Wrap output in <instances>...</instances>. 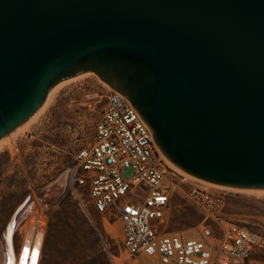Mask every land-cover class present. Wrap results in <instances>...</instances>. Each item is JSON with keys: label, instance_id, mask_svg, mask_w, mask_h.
<instances>
[{"label": "water", "instance_id": "1", "mask_svg": "<svg viewBox=\"0 0 264 264\" xmlns=\"http://www.w3.org/2000/svg\"><path fill=\"white\" fill-rule=\"evenodd\" d=\"M86 71L187 173L264 189V0H0V138Z\"/></svg>", "mask_w": 264, "mask_h": 264}, {"label": "built area", "instance_id": "2", "mask_svg": "<svg viewBox=\"0 0 264 264\" xmlns=\"http://www.w3.org/2000/svg\"><path fill=\"white\" fill-rule=\"evenodd\" d=\"M183 174L167 163L152 129L128 97L112 88L93 141L74 155L67 186L81 206L79 187L87 186L103 220L120 221L123 245L131 256L148 257L158 264L261 261L257 254L264 253V224L257 229L229 217L224 193L202 186L185 188ZM177 195L203 216L196 237H188L185 230L165 231L167 211ZM42 217L38 212L30 229L32 254L37 244L43 251ZM41 258L39 253L37 264Z\"/></svg>", "mask_w": 264, "mask_h": 264}, {"label": "rangeland", "instance_id": "3", "mask_svg": "<svg viewBox=\"0 0 264 264\" xmlns=\"http://www.w3.org/2000/svg\"><path fill=\"white\" fill-rule=\"evenodd\" d=\"M111 89L96 74L70 83L40 114L31 130L16 140L15 151L6 149L0 153V240L3 226L19 200L29 195L33 200L36 197V213L46 219L40 264H158L148 257L129 255L122 241V224L103 220L91 202L87 186L79 187L82 206L67 186L74 155L93 141L96 122ZM65 173L64 191L46 199V188ZM183 175L185 188L202 186L224 193L229 217L261 229L264 195L218 187ZM29 217L31 214L17 227V247ZM202 219L194 206L177 195L167 211L165 231L185 230L188 237H196ZM257 256L261 261L246 264H264V253Z\"/></svg>", "mask_w": 264, "mask_h": 264}, {"label": "bare ground", "instance_id": "4", "mask_svg": "<svg viewBox=\"0 0 264 264\" xmlns=\"http://www.w3.org/2000/svg\"><path fill=\"white\" fill-rule=\"evenodd\" d=\"M95 75L96 73L94 71H86L83 73H80L78 75L66 78L53 86H51L40 104V106L36 109V111L22 124L17 126L14 130H12L10 133L5 135L4 137L0 138V153L5 151L6 149H10L12 152L15 151V143L16 140L20 137L24 136L27 132H29L33 126V124L36 122L40 114L46 109V107L55 99V97L58 95V93L67 85H69L72 82L81 80L87 76ZM97 75V74H96ZM98 76V75H97ZM99 77V76H98ZM167 161L176 169H178L180 172L198 179L200 181H203L210 185H216L218 187L223 188H229V189H236L240 191H246V192H252L259 195H264V189H249V188H240V187H232V186H226V185H220L217 183H213L207 180H203L201 178H198L194 175H191L184 171L182 168L177 166L174 162H172L168 157ZM66 186V173L63 174L61 177H59L52 185L46 188L45 190V198H51V195H54V197L59 196L65 189ZM57 187V188H56ZM27 197V196H26ZM23 197L19 200V202L15 205L13 210L10 213L9 218L7 219L6 223L3 226L2 232H1V240H0V264H21L22 256H21V247L22 246H28L30 250V243L29 240L32 237V233L30 232V229L32 225L34 224L36 212L39 208L38 200H33V196L29 195L27 198ZM52 197V198H54ZM26 198V200L22 203V201ZM21 204L17 212L13 215L16 208ZM29 214H31V217L27 219L26 223L24 224L25 227V235L23 240L21 241V244L19 247L16 245L15 235L17 227L20 223V221L27 217ZM45 218L42 217L41 219V225L44 226L45 224ZM45 227V226H44ZM21 229V227H20ZM45 229V228H44ZM42 239V237H39V241ZM44 239V238H43ZM36 250V248H35ZM34 250V251H35ZM38 252L40 255H42V249H38ZM32 254V248L28 255V264H31L30 257ZM119 262V261H118Z\"/></svg>", "mask_w": 264, "mask_h": 264}, {"label": "snow or ice", "instance_id": "5", "mask_svg": "<svg viewBox=\"0 0 264 264\" xmlns=\"http://www.w3.org/2000/svg\"><path fill=\"white\" fill-rule=\"evenodd\" d=\"M131 211V209H129ZM38 249H39V244L36 246V250L33 251L32 257H31V264H37V256H38ZM28 255H29V248L28 246H22L21 247V264H28Z\"/></svg>", "mask_w": 264, "mask_h": 264}]
</instances>
